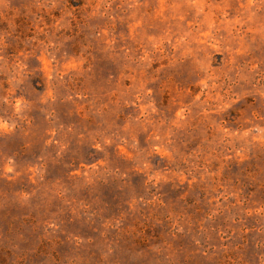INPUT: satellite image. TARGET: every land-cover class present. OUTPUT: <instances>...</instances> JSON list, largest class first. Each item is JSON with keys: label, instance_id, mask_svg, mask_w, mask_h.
Segmentation results:
<instances>
[{"label": "rangeland", "instance_id": "obj_1", "mask_svg": "<svg viewBox=\"0 0 264 264\" xmlns=\"http://www.w3.org/2000/svg\"><path fill=\"white\" fill-rule=\"evenodd\" d=\"M0 264H264V0H0Z\"/></svg>", "mask_w": 264, "mask_h": 264}]
</instances>
